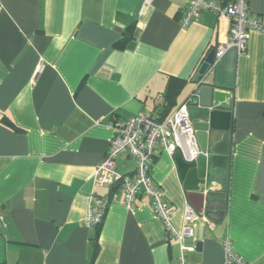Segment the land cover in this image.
Returning <instances> with one entry per match:
<instances>
[{"label":"crops","instance_id":"crops-1","mask_svg":"<svg viewBox=\"0 0 264 264\" xmlns=\"http://www.w3.org/2000/svg\"><path fill=\"white\" fill-rule=\"evenodd\" d=\"M190 2L0 0V264H88L93 242L92 264H179L181 254L224 264V243L264 264V33L199 76L230 23L202 12L184 25ZM247 6L264 19V0ZM204 86L224 94L218 106L198 95ZM184 103L203 155L189 163L160 151L151 168L175 232L186 205L198 215L179 240L148 198L128 211L118 186L93 178L113 125L140 113L163 121ZM135 167L115 160L122 176ZM91 195L109 202L96 227L85 224Z\"/></svg>","mask_w":264,"mask_h":264},{"label":"built area","instance_id":"built-area-1","mask_svg":"<svg viewBox=\"0 0 264 264\" xmlns=\"http://www.w3.org/2000/svg\"><path fill=\"white\" fill-rule=\"evenodd\" d=\"M152 1L145 0V5ZM247 2L248 0H232L226 6H219L213 0H191L184 14V25L202 12H211L229 20V38L215 48L213 62L220 60L230 48H235L239 54L244 52L251 31L264 33V19L249 16ZM112 129L113 138L108 151L95 168L93 185L104 188L118 186L124 196V207L128 211L134 209L139 196L148 198L153 213L161 220L167 233L179 240L191 238L193 229L189 223L198 217L197 213L186 205L184 226L179 233L175 232L169 222L172 208L151 178V168L160 151L170 157L178 153L189 163L203 155L187 104L180 105L163 121H155L151 116L140 113L117 122ZM120 156L134 160L136 167L131 175L122 176L116 172L115 160ZM89 202L90 210L85 224L87 227H96L101 223L109 202L96 195H91ZM179 264H187L184 254L180 255ZM224 264L247 263L231 252L228 243H224Z\"/></svg>","mask_w":264,"mask_h":264},{"label":"water","instance_id":"water-1","mask_svg":"<svg viewBox=\"0 0 264 264\" xmlns=\"http://www.w3.org/2000/svg\"><path fill=\"white\" fill-rule=\"evenodd\" d=\"M214 60V51H210L209 54L204 59V62L198 70V75L203 76L209 67L213 64ZM198 95L201 96V99L204 101L205 105L211 106L212 104L218 106L219 103L224 99V94L220 92H214L213 89L209 86H204L198 89ZM203 151V150H202ZM203 153V152H202ZM207 212H205L206 218H211L209 214V207H206Z\"/></svg>","mask_w":264,"mask_h":264},{"label":"trees","instance_id":"trees-1","mask_svg":"<svg viewBox=\"0 0 264 264\" xmlns=\"http://www.w3.org/2000/svg\"><path fill=\"white\" fill-rule=\"evenodd\" d=\"M131 28H132V26L129 27V28H127V30H125V32L123 33V40H122L121 43H119L118 45H116L117 48H123L124 44L131 38V35H130ZM203 62H204V58L201 60V65H202ZM96 253H97L96 244H95V242H93V251H92V254H91V259H90V261H89L88 264H92V262H93V260H94V258L96 256Z\"/></svg>","mask_w":264,"mask_h":264}]
</instances>
